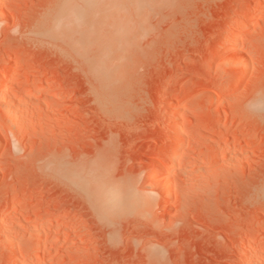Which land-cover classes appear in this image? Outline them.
I'll use <instances>...</instances> for the list:
<instances>
[{"label":"rangeland","instance_id":"374dc122","mask_svg":"<svg viewBox=\"0 0 264 264\" xmlns=\"http://www.w3.org/2000/svg\"><path fill=\"white\" fill-rule=\"evenodd\" d=\"M62 1L0 0V264H264V0L111 7L101 82L39 36Z\"/></svg>","mask_w":264,"mask_h":264},{"label":"bare ground","instance_id":"6f19581e","mask_svg":"<svg viewBox=\"0 0 264 264\" xmlns=\"http://www.w3.org/2000/svg\"><path fill=\"white\" fill-rule=\"evenodd\" d=\"M70 1L71 0H65V2H63V1L61 2V3H64L65 7H63L61 5L63 9L61 8L62 10L59 11V13L56 15L55 19H53V21L51 22V24L48 27H46V28L44 27V30L40 33L39 36L41 38L46 39V40L48 39L49 41H52L53 39H58L61 42L63 41V43L66 44V45L65 44L64 45L67 46V48H68L66 50H68L71 55H73L75 58L77 57L76 59L80 58V60H85L87 62V64H86V62L84 63V61H83L84 65L85 64L87 65V72H88V74H90L89 76H91L92 79L97 80L95 82H99V81L101 82V80H99V79H106V78H109V79L112 78L113 79L114 77L118 78V76H120L121 72H122V70H121L122 60H124L122 53H120V49H122V48L121 47L119 48V46L122 43L120 44L119 40L122 39L123 35L125 36V30H126L125 25L128 23V19L125 18V20L121 19V21L119 20L117 22H115V21L109 22L108 21L109 18L107 19V16L109 13L113 14V12L107 13L108 12L107 10H109L111 7H113V8H116L117 11L122 13L123 11H125V9L131 3H132V6L134 3V7L136 9L139 6V0H115V2L112 1V3L109 0L108 1L107 0H74L71 2ZM261 9L264 10V5H263V7H261ZM236 20H238V19H236ZM112 21H113V19H112ZM45 23L47 24V20ZM233 24H234V22H233ZM234 25H236V23ZM237 25H239V24H237ZM134 37L136 39H138V37H136V36H134ZM231 37L232 36L228 37V41H227V39L225 40V42L227 43V50L229 49L230 51L232 49H234V46H235V41ZM139 39H140V37H139ZM127 40H129V39H127ZM117 41L119 42V46H118ZM127 46H129V45H127ZM58 48H60L59 44H58ZM63 48L65 49V47H62V49ZM125 50L126 49L124 47V51ZM135 52H136V50H135ZM128 53H129V51H128ZM73 56H71V57H73ZM131 56H132V54H131ZM78 62L80 63L79 60H78ZM0 70H2L4 72L0 78V109H1L5 106V104L3 102L5 100L2 99L1 94L4 90L8 89V87L10 85V81H11L10 75L12 76L19 71V65L15 66L11 69H8L6 65H2ZM85 71H86V69H85ZM9 110H10V107H9ZM260 110H262V109H260ZM13 115L15 117V114H13ZM175 121H176V119H175ZM174 124H176V123H174ZM174 133L175 134L173 135L174 137L172 138L173 139L172 144L169 147V150L166 152V154L162 158V164H161L162 165V171L155 172V174H154L153 184L155 186L160 187V188H164L166 184L168 185L169 176L171 173L170 166L176 160L177 154H178L177 149L179 148L180 144L182 143L183 135L179 131H175ZM127 188L131 190V188H129V187H127ZM127 188H126V190H128ZM170 189H171V196L170 197L175 198L178 195L177 187L174 184H172L170 186ZM124 192H125V194L128 193V195L130 193V191L127 192V191H125V189H124ZM124 192H122V193H124ZM115 193H116V191H115ZM122 193H121V195H122ZM118 194H116V195H118L117 201H118V206H120V202L123 203L122 202L123 198H120V193H118ZM132 194H134V193L133 192L131 193V197L133 196ZM122 196L123 197L125 196V198H127V196L124 194ZM131 197H129V198H131ZM134 197L136 198V196H134ZM134 197H132V198L135 200ZM146 199H148V198L146 197L145 200ZM128 200H130V199H128ZM141 200H142V198L140 197V201ZM145 200H142V201H145ZM126 203H127V200H126ZM29 264H35V263L30 261Z\"/></svg>","mask_w":264,"mask_h":264}]
</instances>
